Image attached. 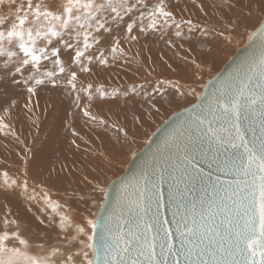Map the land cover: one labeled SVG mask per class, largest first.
I'll return each instance as SVG.
<instances>
[{
  "label": "rangeland",
  "instance_id": "rangeland-1",
  "mask_svg": "<svg viewBox=\"0 0 264 264\" xmlns=\"http://www.w3.org/2000/svg\"><path fill=\"white\" fill-rule=\"evenodd\" d=\"M151 1L153 0H112V5L117 9L116 12H113L111 7L108 6V0H94L97 6L94 13L96 19L88 21L91 27L81 29L77 22L73 20L68 29H62L57 23L56 30L61 33L59 36L38 38L37 47L45 49L38 65H24L22 63L24 58L23 54L19 53L18 49L15 48L11 50L17 51V56L10 60L7 56L0 57V146H2V143L9 137L10 132L12 139H17V129L22 126V123L29 122L26 131L31 134L32 141L36 143L38 150V154L34 159V161L37 160L34 162V166L37 162L41 164L44 158L51 152V142L59 140V138L55 136L57 133L53 131L54 128L59 126L60 123H66L68 126L65 129L70 128L68 132L69 140L67 142L68 153L71 154L76 147L75 142H78V144L83 146L82 149L84 151L89 152L93 156L100 157L104 166L108 167V173L102 175V181L100 182H94L91 176L88 177V180L80 176V183H82V185L80 189L73 192H45L42 189L39 190L38 188H31L28 186L30 191L36 189L42 196V203L46 207L42 206L40 203L39 208L41 215L46 218V231L32 233L29 230H25V228H17V226L20 225L14 218H9V216L1 217L0 220L12 221L13 225L0 231V238L7 237V239H0V264H10L8 253L9 250L15 249L13 247L27 254L28 259L24 261L26 264H31L30 261L36 259V254H34L36 252L41 255L40 263L38 264H52L51 262L53 259H56V261L59 262L58 264H88L87 261L92 260L93 254L92 248L88 247V244L93 242V240L90 241L88 238L92 235V229L88 222L96 220L105 200L109 184L126 171L133 157L148 144L150 138L162 124L176 113L197 102L207 82L213 79L223 69L241 47L246 45L248 38L258 29L264 20V9L258 11L259 13L257 11L247 12L246 10H235L228 14V21L226 23H216L207 26L212 32L211 41H214V45L217 49L224 52L222 59H219L216 54L208 50L201 49L199 51L198 61L197 55L190 64L184 66L182 73L178 76L173 75L172 77L161 79L157 84L159 88L158 93L162 97H165V101L161 102L159 106H153L150 116H145L144 119L136 122L133 118L136 112L130 110L127 105H122L117 102L119 97H117V92H112L113 89L119 86L125 89L126 85H128L127 89L121 92L122 97L125 99L130 98L132 95L140 97L144 90H152V87L155 85V76L158 78L163 77V71L168 67V64L165 60L164 64L159 68L160 56L158 55L163 53V51L153 54L155 57L152 56L153 58H151L148 50L165 43L169 35L183 32L180 28L171 29V27H173L172 23L169 21L171 17L168 18V22L166 23L164 22V16L159 15V13H156L154 10L147 12L145 10L147 3ZM160 1L161 6L164 8L166 5H172V8H176L177 6L176 10H180L183 6V3L177 0ZM24 2L25 0H16L15 5H12L9 3V0H5L4 4H0V17L6 19L3 28L11 27L12 22L18 14L16 9ZM32 2L59 14L62 12L66 0H32ZM174 2L175 4H173ZM179 3L180 5L178 6ZM100 5H104V7L100 8ZM170 6H168V8H170ZM33 11H35V9H33ZM138 13L143 16H139L140 14ZM136 16L140 17V19H138V17L135 19ZM141 17H144L145 20ZM156 18L155 31V29L149 27V25H151L153 19L155 20ZM159 19H161V22H159ZM80 22L83 23L84 20L82 19ZM100 25H103V27H100ZM3 28H0V30H3ZM130 28L131 31H129ZM148 28H150L151 31H149ZM135 30H137V32ZM85 34H87L88 47H85ZM49 39L51 43L48 42ZM154 39L156 42H154ZM153 42L156 44L155 46L152 45L154 44ZM144 43H147V46H145ZM142 45H144V47ZM228 48H230L229 54L226 53L228 52ZM112 49H115L114 52ZM77 52H83V56L78 57ZM120 54L123 55L121 56ZM118 56L119 59H117ZM96 60H98V64ZM101 60L105 61V63H101ZM139 60L152 61L156 69L154 71L150 68L144 69L143 66L140 65ZM91 66L95 69H91ZM194 66H196L195 72L190 71ZM76 67L78 71L81 70L79 73ZM99 67H101V71H98ZM17 68L20 70L17 71ZM61 68L64 69L63 72L60 71ZM85 68H87L88 71H84L83 69ZM113 71L117 73L119 77L112 74ZM171 71H176V69L171 67ZM48 73H53V75L57 74L58 76L61 75L60 77L56 75L58 78L52 75L53 77L50 78L54 79L49 81L50 78L47 76ZM72 73L76 74V80L74 81L75 87L69 83ZM104 77L105 80H103V82H105L102 83L101 79H104ZM37 79L43 80V84L46 85H36ZM50 82H54L55 84ZM119 82H121V84ZM48 85H52V87ZM42 86L43 88H41ZM29 88L34 89V92L30 93L28 91ZM36 88H41V90L39 91ZM52 88H54L55 91H53L54 89ZM56 88L58 90H56ZM107 88L110 92L107 91ZM35 89L38 90L39 93H37ZM22 91H25V94H21L23 93ZM26 91L30 97L26 96ZM87 91L88 93H86ZM41 92H44L43 95ZM48 92H53L52 94H54V96L52 94L49 96ZM19 94L23 97H17ZM31 94L33 98H31ZM38 94L42 95V98L38 97ZM103 94L105 96H102ZM59 95L63 97H59ZM26 98H31L30 100H33V103ZM12 100H15V102L17 100L18 102L13 103ZM22 100H24V104ZM94 100L103 104L102 115L106 114V119L104 121L97 119L96 122L90 127H87L86 130L83 128L86 124L83 113L88 106L90 107L92 102L95 105L96 102ZM179 101L181 105L171 107L162 113L160 112L162 109L168 108L170 104ZM52 103L57 104V111L59 114H51L49 118L44 116L33 118V116H31L29 120L22 119V116L30 114L38 105L44 108L49 105L51 106ZM94 105H91L90 110L98 106ZM106 105L115 106V109L113 108L110 111L105 110ZM20 106L24 107L25 111H28L25 112L23 109V113L22 107ZM49 107L46 108V110H49ZM18 108L21 111L18 110ZM40 118L42 120H40ZM152 120L157 121L155 122ZM34 123L35 125L33 126L32 124ZM6 124L12 126L9 127ZM13 125H15L16 128ZM133 127L136 130L135 132L132 131ZM130 141H132L133 145L127 148L126 144ZM3 149L4 145L2 149L0 147V152ZM16 159L20 161V164L21 156L17 155ZM0 162L2 164L4 163L3 153H0ZM39 166L40 165L36 166V172L41 171ZM81 167H84L83 160L76 166V168ZM36 172L32 173L28 171L27 176H34L37 174ZM99 172L100 170L97 169L96 173ZM94 176L97 177L98 174H94ZM0 180V200L5 201L6 194L11 190L13 183H11L8 178H4L1 174ZM29 204L30 202L28 201H23L22 204L19 202V205L23 209L21 212L25 211L24 214L26 217L31 210V205ZM26 205L28 208L30 206V208L28 209ZM12 211L15 212L14 210ZM1 213L0 211V215ZM31 214L35 217L33 213ZM80 228H83L84 232L81 233L79 231ZM20 240L25 241V243L21 244ZM8 243L11 245L17 244V246L12 245L13 247H10ZM30 249L33 250L30 251ZM85 253H87V255H85Z\"/></svg>",
  "mask_w": 264,
  "mask_h": 264
},
{
  "label": "snow or ice",
  "instance_id": "snow-or-ice-1",
  "mask_svg": "<svg viewBox=\"0 0 264 264\" xmlns=\"http://www.w3.org/2000/svg\"><path fill=\"white\" fill-rule=\"evenodd\" d=\"M4 2L0 0V4ZM9 3L15 5L16 0ZM108 6L113 12L117 11L112 0H108ZM96 9L94 0H66L62 12L57 14L32 0H25L16 9L18 14L10 28H3L6 19L0 17V28H3L0 30V57L7 56L10 60L17 56V51L11 50L15 48L23 54L24 65H38L45 51L37 47L38 38L59 36L57 23L62 29H68L73 20L81 29L91 27L88 21L96 19ZM156 13L171 16L163 7H158ZM149 27H155V20ZM257 33L261 41L259 57L253 58L246 70L221 87L219 95L209 101L206 115H198L193 120V130L201 147L206 142L215 153L213 162L217 167H223L236 179L227 184H213L211 198L202 196L197 204L195 199L189 200L187 194L198 176L201 183L204 178L200 172L193 174L189 170L193 159L187 152L183 158L178 156L185 167L181 169L179 163L173 166L178 175L169 186V203L175 206L172 215L179 247L175 246L169 228L158 220L152 224L143 222L136 211H144L145 199L156 203L161 199L159 186L145 178L144 186L137 188L136 199L129 204L127 231L119 225L113 230L106 224L98 225L97 221L88 222L92 229L89 240H94L97 234L102 238L101 247L94 249L97 257L88 264H264V25ZM88 46L85 34V47ZM77 56H83V52H77ZM52 75L47 74L49 78ZM75 80L76 74L72 73L69 83L73 87ZM36 83L44 81L37 79ZM28 91L31 93L34 89ZM245 122H248L246 127ZM248 132L251 138L247 137ZM189 139L191 141V137ZM221 150L225 153L223 160ZM104 230L109 232L110 241L103 240ZM79 231L82 233L84 229ZM20 243L25 241L20 240ZM88 247L92 248L93 244L89 243Z\"/></svg>",
  "mask_w": 264,
  "mask_h": 264
},
{
  "label": "bare ground",
  "instance_id": "bare-ground-1",
  "mask_svg": "<svg viewBox=\"0 0 264 264\" xmlns=\"http://www.w3.org/2000/svg\"><path fill=\"white\" fill-rule=\"evenodd\" d=\"M177 1L183 3L182 9L176 10L177 6H176V8H172V5L171 6L166 5L165 8L163 7V9H164V11L171 13V16H170L171 19L169 20L170 23H172V25H173V27H171V29L180 28L183 30V32H178V33H180V35H177V33L175 35H169L168 39L165 43L158 45L156 47H153V48L148 50L151 58L155 57V56H153V54H157L159 51H163V53L159 54L158 56H160L159 68H161V66L164 64L165 60L168 64V67H166V69H164V71H163L164 76L161 78H158L157 76H155V79H156V80H154L155 85L152 87V90H144L140 97H136L133 95L128 99H125L124 97H122L121 92L124 91L125 89H127L128 85H126L125 89H122L121 88L122 86H119L117 88H114L112 91V92H117V97H119L117 102H119L122 105L123 104L127 105L130 110L136 112V114L133 116V118L136 122L141 121L142 119H144L145 116H150V113L152 111L153 106H156V105L159 106L161 104V102L165 101V97L164 96L162 97L158 93L159 88L157 87V84L161 81V79L166 78V77H172L173 75L178 76L180 73L183 72L184 66H187L188 64H190L196 58L197 55H198L197 56V61H198L199 51L201 49L208 50V51L212 52L213 54H216V56L219 59H222L224 52H221L219 49H217L214 45V41H211L210 38L212 36V32L207 28V26H210V25H213L216 23H226L228 21V14L234 12L235 10L236 11L246 10L247 12L248 11H257L258 12V11H261L264 9V0H177ZM160 2H161L160 0L159 1L153 0L151 2H148L145 10L147 12L151 11V10H154L156 12V9L158 7H162ZM173 4H175V2ZM141 5H143V4H141ZM179 5H180V3L178 4V6ZM168 6H170V8H168ZM129 9H131V8H129ZM140 12H141V10H140ZM138 14H140V13H138ZM141 15L142 14H140L139 16H141ZM137 17L138 16H136L135 19H137ZM141 18L144 19V17H141ZM150 18H152V17H150ZM157 18H158V16H157ZM157 18L155 19V21L157 20ZM168 18L169 17L164 16V22L167 23ZM138 19H140V17H138ZM159 20L158 21L161 22V19H159ZM139 21H141V20H139ZM146 27H147V25H146ZM155 27H156V25H155ZM141 29H143V28H141ZM148 29H149V31H151L150 28H148ZM135 31L137 32V30H135ZM155 31H156V29H155ZM132 33H134V32H132ZM154 33L157 34L156 32H154ZM167 33H168V31H167ZM134 34L136 35L137 33H134ZM162 35H163V31H162ZM139 37H140V35H139ZM142 37H143V35H142ZM142 41H143V39H142ZM163 41H164V39H163ZM154 42H156V40ZM115 44H117V43H115ZM146 44L144 43L145 46H147ZM144 45H142V46L144 47ZM152 45L155 46L156 44L154 43ZM143 49H145V48H143ZM113 52H114V50H113ZM226 53H228V54L230 53V48H228V52H226ZM117 59H119V56ZM117 59H115V60H117ZM96 61L98 64V60H96ZM140 61L141 60H139V63H140V65L143 66L144 69L150 68L152 71H154L156 69V67L153 66L152 61L151 62H149V61H141L140 62ZM107 62H108V60H107ZM128 62H130V61H128ZM147 62H148V64H147ZM171 67H174L176 69V71H171ZM90 68L92 69L94 67L91 66ZM99 68H98V71H101V67H99ZM195 69H196V66H194L192 69H190V71L195 72ZM76 70L78 71V68ZM110 70H114V69H110ZM80 71H78V73ZM108 71H109V68H108ZM105 73H107V72H105ZM95 74H97V73H95ZM98 74H99V72H98ZM112 74L119 77V75L117 73H115L114 71L112 72ZM56 75H53V76L55 77ZM60 75L59 76L57 75V76L60 77ZM183 75H184V73H183ZM101 78H102V76H101ZM46 79H47V77H46ZM52 79H54V78H52ZM52 79L50 78L49 81H51ZM101 80H102V83H104L105 81L103 82V80H105V77H104V79H101ZM58 81H59V79H58ZM48 82H47V84H48ZM50 83L55 84L54 82H50ZM119 83L121 84V82H119ZM149 83H150V81H149ZM36 85H38V84H36ZM43 85H46V84H43ZM90 86H91V84H90ZM101 86H100V89H101ZM46 87H45V89H46ZM49 87H52V85ZM95 87H97V86H95ZM98 87H99V85H98ZM41 88H43V86ZM41 88L40 89L36 88V89H38L40 91ZM49 89H48V91H49ZM52 89H54V88H52ZM38 90H36L37 93H39ZM56 90H58V89L56 88ZM93 90H95V89H93ZM53 91H55V89ZM88 91L86 93H88ZM107 91L110 92L108 90V88H107ZM107 91H106V93H107ZM24 92L23 93L20 92V93L25 94ZM43 93L44 92H41L42 95H43ZM52 93L50 92L49 96H51ZM98 93H99V91H98ZM153 93H155V94H153ZM26 94H27V91H26ZM104 94L102 96H105ZM42 95H39L38 97H41ZM52 95L54 96V94H52ZM19 96H20V94L17 97H19ZM26 96L30 97V96H28V94ZM31 96H32V94H31ZM53 96H52V98L54 99ZM97 96H99V95H97ZM102 96H100V97H102ZM20 97H23V96H20ZM44 97H45V94H44ZM59 97H63V96L59 95ZM31 98H33V96ZM31 98H29V99L26 98V99L30 100ZM94 98H95V96H94ZM19 100H21V99H19ZM91 100H92V96H91ZM22 101L24 104L25 103L24 100H22ZM30 101L32 102L33 100H30ZM17 102H18L17 100H16V102H15V100L13 101V103H17ZM95 102H96L95 105L93 102L91 103V105L92 104L94 106L98 105V106H96V108L90 110L91 109V105H90V107L88 106L86 111H84V113H83V116H84L83 118L86 122L85 126L83 127L85 129L87 127H90L93 123H95L97 119H100L103 121L106 119V114L102 115V111H103L102 105L103 104H100L99 101H95ZM38 103H39V101H38ZM9 104H10V102H9ZM178 105H181L180 101L173 103V104H170L168 106V108L162 109L160 112L162 113L165 110H168L171 107H177ZM49 106L41 108L40 105H38L35 110L33 109V111H31L30 114H25L24 116H22V119L23 120H29L31 118V116H33V118L38 117V116H44V117L49 118L51 114H56V113L59 114L57 111V104L56 103H52L51 106L50 107ZM20 107H22V106H20ZM48 107H49V110H46V108H48ZM30 108H31V106H30ZM113 108L115 109V106H109V105L105 106V110H108V111H110ZM10 109H11V107H10ZM23 109H24V107H22V112H23ZM8 110H9V108H8ZM18 110H20V109L18 108ZM24 111H25V109H24ZM27 111L28 110H26L25 112H27ZM86 112H87V115L85 114ZM40 120H42V119L40 118ZM64 121H67V120H64ZM152 121L156 122L157 120H152ZM15 122H17V121H15ZM28 123L29 122L22 123V126L19 129H17V137H16L17 139H12V137L10 136V134H11V132H10L9 137L6 138V140L2 143V146L4 145V149L1 150L0 153H3L4 163L2 164L0 162L1 163L0 174L3 175L4 178H8L11 181V183H13V184L11 186V190L6 194V200L5 201L0 200V202L3 203V204L0 203V211L2 212L0 215V218L3 216H9V218L10 217L14 218L17 222H19L20 226H17V228L22 227V228H25V230L31 231L32 233H37V232L39 233V232L46 231V218H44L40 213V208H39L40 203L42 204V206H44V207H46V206L42 203V196H41L40 192L36 189H33L32 191H30L28 189V186H30L31 188H38L39 190L42 189L45 192H53V191L73 192V191H76L77 189H80V186L82 185V183H80V176L83 178H87V180H88V177L91 176L93 178L94 182H100V181H102V175H106L108 173V171H107L108 167L104 166V163H102L100 157L93 156L89 152L84 151L82 149L83 146L78 144V142H75L76 147L71 152V154L68 153L67 142L69 140L68 132H69L70 128L65 129L68 126L66 123H63V124L60 123L59 126L54 128L53 131L55 133H57L55 136L58 137L59 140L51 142L50 154H48L44 158V160L41 162V164H38V162H37L36 165L34 166V162L37 161V160L34 161V159L36 158V156L38 154V150H37L36 143L32 141L31 134H29V132L26 131ZM6 125H8V124H6ZM32 125L34 126L35 123ZM11 126H9V127H11ZM13 126H15V125H13ZM15 128H16V126H15ZM132 131L133 132L136 131L134 127H133ZM12 135H14V134H12ZM56 143H58V144H56ZM132 145H133L132 141H130L126 144L127 148L132 147ZM2 146H0L1 149H2ZM53 150H55V151H53ZM17 155L21 156V163L20 164H19L20 161H18L16 159ZM82 160H83L84 167L76 168V166L79 163H81ZM37 165H40L39 168L41 169V171L36 172L35 169H36ZM97 169L100 170L99 173H96ZM28 171H30L32 173L36 172L37 174L34 176H31V177H28L27 176ZM20 173H21V175H20ZM94 174H98V176L95 177ZM2 188H3V186H2ZM33 194H36V195H33ZM2 195H3V193H2ZM15 201H19L21 204L23 201L30 202L29 205H31V208H30V206H29V208L31 210L28 213L27 217L24 214L25 211L21 212V210H23V209L19 205V202H15ZM23 204H25V203H23ZM27 208H28V206H27ZM12 210H14L15 212H13ZM10 211H12V212H10ZM31 213H33V215H35V217L32 216ZM12 225H13L12 221L0 220V231L2 229L11 227ZM39 225L41 228L39 227ZM12 245L17 246V244H12ZM12 245L9 244L10 247H13ZM10 247H8V248H10ZM13 248H15V249L10 248L11 250H9V253H8V257L10 259V264H26V263H24V261L28 259L27 254L23 253L22 250L16 249V247H13ZM31 250H33V249H30V251ZM17 253H19V254H17ZM34 254H36L35 255L36 259L35 260L33 259V260L36 261L37 264L40 263L41 255L37 254V252ZM32 262L33 261L31 260L30 263L32 264ZM51 263L52 264H58L59 262H57L56 259H53V261Z\"/></svg>",
  "mask_w": 264,
  "mask_h": 264
},
{
  "label": "water",
  "instance_id": "water-1",
  "mask_svg": "<svg viewBox=\"0 0 264 264\" xmlns=\"http://www.w3.org/2000/svg\"><path fill=\"white\" fill-rule=\"evenodd\" d=\"M262 25H264V20L258 29ZM253 33H257V30ZM258 37L257 33L252 40L248 38L246 45L241 47L223 69L207 82L197 102L176 113L162 124L150 138L148 144L133 157L126 171L109 184L102 208L95 220L98 225L106 224L108 229L113 230L119 225L124 231H127L128 225L125 221L130 218L129 204L136 199L137 188L143 187L145 178H147L159 186L161 199L159 203L145 199L144 211L139 209L136 211L143 217V222L152 224L158 220L163 227L169 228L173 233L175 246L179 247L175 231L176 225L172 215L175 206L169 203V186L174 177L178 175V170L173 166L179 163L181 169L185 167L177 159L178 156L183 158L185 152L193 159L194 167L193 165L188 166L189 170L193 174L200 172V176L204 178L201 183L198 176L193 182L194 186H190V192L187 194L188 199H195L197 204L202 196L211 198L213 184H227L236 179L223 167H217V164L213 162L215 153L209 150L206 142L201 147V141L196 138V133L193 130V120L198 115H206L209 101L219 95L221 87L226 82H232L238 73L246 70L253 58L259 57L261 41ZM247 123L245 122V127ZM174 137L175 140H173ZM189 137H191V141ZM247 137L251 138V132L247 133ZM228 151L231 152L232 149L229 148ZM224 155V151L221 150V160L224 159ZM148 187L151 189L150 184ZM182 187L183 185H181ZM164 221L167 223L165 224ZM103 240L110 241L107 230H104ZM92 244V260H94L97 257L94 249H98L102 245V238L99 234L95 236Z\"/></svg>",
  "mask_w": 264,
  "mask_h": 264
}]
</instances>
